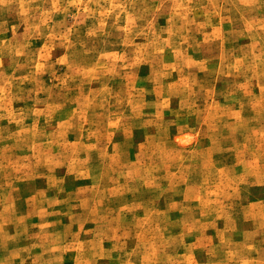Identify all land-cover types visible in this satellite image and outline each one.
Returning a JSON list of instances; mask_svg holds the SVG:
<instances>
[{"label": "rangeland", "instance_id": "374dc122", "mask_svg": "<svg viewBox=\"0 0 264 264\" xmlns=\"http://www.w3.org/2000/svg\"><path fill=\"white\" fill-rule=\"evenodd\" d=\"M95 262L264 264V0H0V264Z\"/></svg>", "mask_w": 264, "mask_h": 264}, {"label": "crops", "instance_id": "0c3cea01", "mask_svg": "<svg viewBox=\"0 0 264 264\" xmlns=\"http://www.w3.org/2000/svg\"><path fill=\"white\" fill-rule=\"evenodd\" d=\"M4 204H5L6 207L9 205V204H8V205L6 204V200H5ZM10 205H14V202L12 201V202L10 203ZM94 264H97V262H95Z\"/></svg>", "mask_w": 264, "mask_h": 264}]
</instances>
